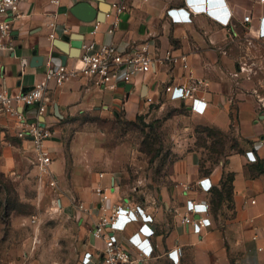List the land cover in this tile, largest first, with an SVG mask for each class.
Instances as JSON below:
<instances>
[{
    "label": "crops",
    "instance_id": "crops-1",
    "mask_svg": "<svg viewBox=\"0 0 264 264\" xmlns=\"http://www.w3.org/2000/svg\"><path fill=\"white\" fill-rule=\"evenodd\" d=\"M82 1L94 9L91 19L84 18L90 12L75 9ZM194 1L203 8L192 14V21L174 23L167 10L185 5V0H104L111 9L102 19L97 0H23L10 14L14 49L0 53V89L27 91L43 81L48 69L46 60L54 53L63 55L54 43L65 36L69 37L68 48L94 39L99 43L113 41L123 51H131L153 41L160 54L172 49L188 55L189 68L155 62L149 72L131 83L120 82L115 89L92 85L81 74L71 76L61 86L51 81L46 98L36 106L43 107L42 113L37 118L29 113V122L43 120V126L52 129L45 148L53 158L51 173L59 176L66 158L59 129L54 126L68 111L123 110L135 116L152 105L146 102L148 96L155 103L167 99L175 108H184L185 112H179L176 119L185 122L181 130L189 132V136L176 147L178 156L169 168L171 184L146 191L145 197L139 199L122 190L118 172L96 174L87 184L79 183L84 202L97 209L102 204L122 201L142 206L145 220L155 234L148 238L139 234L138 222H124V231L117 232L146 249L147 256L140 264H264V152H254L257 144L264 141V103L255 98L264 95V86H258L264 81V69H260L264 63V37L260 36L264 0ZM117 5L125 8L117 13ZM222 9L231 12L228 25L212 13ZM247 15L249 21L244 20ZM3 18L0 15V20ZM116 18L119 22L114 27ZM96 23L99 30L92 35ZM35 50L44 57L43 62L33 63ZM78 57L69 55L65 63L60 57L53 58L71 70L81 65ZM190 73L205 81L198 96L206 102L180 99L178 90L174 94L165 92L166 85L190 83ZM24 110L29 111L27 107ZM196 118L235 136L239 147L230 148L226 156H208L196 146L195 133H191L190 119ZM20 128L15 117L0 114V141L7 144L6 134L14 135L22 148L37 157L34 140L20 137ZM226 183L231 185L230 196ZM95 187L103 192L99 194ZM193 202L210 205L207 214L192 213L196 220L208 218L206 226L182 222ZM97 217L85 212L81 217L80 264H101L104 242L91 232ZM5 252L2 264H43L35 260L30 249L23 251L20 259L12 250Z\"/></svg>",
    "mask_w": 264,
    "mask_h": 264
},
{
    "label": "rangeland",
    "instance_id": "rangeland-1",
    "mask_svg": "<svg viewBox=\"0 0 264 264\" xmlns=\"http://www.w3.org/2000/svg\"><path fill=\"white\" fill-rule=\"evenodd\" d=\"M258 86L263 87L264 81ZM255 98L263 105L264 95ZM179 112L185 109L175 108L167 99L135 116L123 110L68 111L54 126L66 158L59 176L42 174L38 157L22 148L18 137L6 134L8 143L0 141V264L5 251L12 250L20 259L27 249L43 264H80L84 212L80 204L89 206L79 183L85 185L93 175L116 171L122 190L139 199L146 191L171 184L169 168L178 156L176 147L189 136L181 130L185 122L176 119ZM191 122L195 144L208 156H226L230 148L239 147L235 136L203 119Z\"/></svg>",
    "mask_w": 264,
    "mask_h": 264
},
{
    "label": "built area",
    "instance_id": "built-area-1",
    "mask_svg": "<svg viewBox=\"0 0 264 264\" xmlns=\"http://www.w3.org/2000/svg\"><path fill=\"white\" fill-rule=\"evenodd\" d=\"M23 0H0V53L14 49L13 44V18L11 12ZM194 1V0H193ZM195 2V1H194ZM198 9L202 5L196 4ZM125 8L124 5H117V13ZM223 24L228 25L231 21V12L225 9L212 12ZM167 15L174 23H188L192 21V13L186 6L172 7L167 10ZM245 21L250 20V15L244 17ZM119 18H116L113 26H117ZM260 36L264 37V17L261 19ZM99 30V23L91 30L92 35H96ZM54 33L50 35L53 39ZM81 65L74 66L69 70L64 64L56 62L53 57L46 60L48 69L43 81L36 84L32 89L12 93L7 87L0 89V114H7L16 118L21 128L18 131L20 137H31L34 140L35 152L37 153V166L42 174L51 173L52 156L46 151L45 141L50 136V130L42 123H30L29 118L32 113L38 117L42 113V108H37V104L44 100L49 89V83L54 81L56 85H63L71 76L83 75L88 78L92 85L99 88L115 89L120 82L131 83L133 79L149 72L155 62L164 65L182 64L189 68L188 55L177 54L172 49L160 54L155 42H146L141 47L131 51H123L118 44L113 41L99 43L92 39L82 42L81 52L78 57ZM206 85L205 81L195 77L190 73V83L181 86L166 85L165 92L174 94L178 90L180 99L191 102H206L204 98L198 96V92ZM148 104L154 103V99L148 96ZM27 107L29 111H25ZM256 155L264 152V141L257 144L254 150ZM97 192H103L98 188ZM82 211L87 214L97 215L91 232L95 238L104 242L101 264H140L147 256L146 249L141 244L134 243L131 238L120 237L117 232L124 231L121 224L124 222H138V232L144 237H151L155 230L149 226L145 220V213L142 206L132 201H122L115 204H102L99 209L84 207L80 204ZM210 205L208 203L193 202L190 213L183 217V223H196L199 226H206L208 218L194 219L192 213L207 214ZM126 243V244H125Z\"/></svg>",
    "mask_w": 264,
    "mask_h": 264
},
{
    "label": "water",
    "instance_id": "water-1",
    "mask_svg": "<svg viewBox=\"0 0 264 264\" xmlns=\"http://www.w3.org/2000/svg\"><path fill=\"white\" fill-rule=\"evenodd\" d=\"M97 1H99V3H100L99 9L102 12V15H101V19H102L104 14H107L110 12L111 5L109 3L104 2V0H97ZM209 1H210V3H215V0H209ZM75 9L79 10V11L85 10L84 11L85 14L90 12L89 14L85 15L84 18L91 19L94 16V9H92L90 7V5L86 2L82 1V2L78 3L75 6ZM63 39H65V40H63ZM63 39H59V40L55 41V43H54L55 46H57L58 48L61 49V51H63V55H58V53H54L53 57H60L63 60V63H65L66 59L69 55L73 56V57H77L80 55L82 41H81V43H80V41L77 43H74V44H72V46L70 48H68L66 41H69V37L65 36V37H63ZM34 56L35 57L33 59V63H34V61L35 62L36 61L43 62L44 57H39L37 54V50L34 51ZM122 84H125V83L123 82ZM126 87L130 88V87H132V84H126ZM56 111H57V114H59L58 106H56ZM42 125H44L43 120H42Z\"/></svg>",
    "mask_w": 264,
    "mask_h": 264
},
{
    "label": "clouds",
    "instance_id": "clouds-1",
    "mask_svg": "<svg viewBox=\"0 0 264 264\" xmlns=\"http://www.w3.org/2000/svg\"><path fill=\"white\" fill-rule=\"evenodd\" d=\"M193 2L194 1H192V0H185V6H186L187 10L192 14L199 10L198 7Z\"/></svg>",
    "mask_w": 264,
    "mask_h": 264
},
{
    "label": "trees",
    "instance_id": "trees-1",
    "mask_svg": "<svg viewBox=\"0 0 264 264\" xmlns=\"http://www.w3.org/2000/svg\"><path fill=\"white\" fill-rule=\"evenodd\" d=\"M230 179V178H229ZM226 192H227V194L230 196L231 195V192H232V190H231V185H230V183H226Z\"/></svg>",
    "mask_w": 264,
    "mask_h": 264
}]
</instances>
